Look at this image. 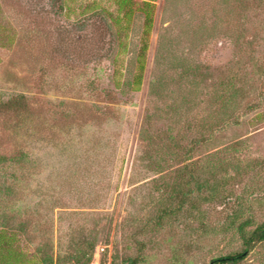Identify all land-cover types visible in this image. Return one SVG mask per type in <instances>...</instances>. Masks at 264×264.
<instances>
[{"label": "rangeland", "instance_id": "obj_1", "mask_svg": "<svg viewBox=\"0 0 264 264\" xmlns=\"http://www.w3.org/2000/svg\"><path fill=\"white\" fill-rule=\"evenodd\" d=\"M244 221L264 0H0V264H209Z\"/></svg>", "mask_w": 264, "mask_h": 264}, {"label": "trees", "instance_id": "obj_2", "mask_svg": "<svg viewBox=\"0 0 264 264\" xmlns=\"http://www.w3.org/2000/svg\"><path fill=\"white\" fill-rule=\"evenodd\" d=\"M249 221H244L239 225L242 233V249L233 254L221 256L213 259L209 264H239L249 255V253L259 244L264 243V223L255 227L249 234L245 235L244 228ZM130 264H136L137 259H128Z\"/></svg>", "mask_w": 264, "mask_h": 264}, {"label": "built area", "instance_id": "obj_3", "mask_svg": "<svg viewBox=\"0 0 264 264\" xmlns=\"http://www.w3.org/2000/svg\"><path fill=\"white\" fill-rule=\"evenodd\" d=\"M103 250H104L103 247H99V248L97 249V253H96L97 261H96V264H100V260H99V258H100V252L103 251ZM99 251H100V252H99Z\"/></svg>", "mask_w": 264, "mask_h": 264}]
</instances>
